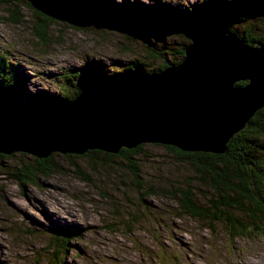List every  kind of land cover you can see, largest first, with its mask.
I'll use <instances>...</instances> for the list:
<instances>
[{
	"label": "rangeland",
	"instance_id": "1",
	"mask_svg": "<svg viewBox=\"0 0 264 264\" xmlns=\"http://www.w3.org/2000/svg\"><path fill=\"white\" fill-rule=\"evenodd\" d=\"M27 1L19 2L23 20L17 23L6 19L5 2L0 1V86L8 100L57 96L58 76L66 86L68 80L62 73L90 62L119 71L134 59L152 69L161 62L178 61L177 49L189 41L185 35L154 20L139 28L138 39L126 38L119 9L138 4L158 19L166 10L179 15L188 5L204 0H109L117 10L115 17L90 0L94 7L89 11L95 13L50 22L47 43L38 40L32 30L36 13ZM40 2L32 3L43 7ZM261 21H257V33L264 37ZM230 23L224 26L243 30L240 21ZM151 48L157 55L150 54ZM8 79L14 85L3 86ZM22 152H0V264H53L56 249L49 242L57 229L71 234L67 249L61 254L57 251L58 264H264V236L232 239L223 223H213L211 228L178 211L173 196L160 188L142 196L131 188L133 183L119 181L117 171L102 165L95 168L83 156L53 151V163L59 170L39 175L38 183L20 185L5 169L27 158ZM138 156L140 172L155 187L176 185L194 174L188 162L160 143L145 142ZM118 161L112 160L116 168ZM75 164L90 179L77 174ZM119 172L130 181L129 170Z\"/></svg>",
	"mask_w": 264,
	"mask_h": 264
},
{
	"label": "water",
	"instance_id": "2",
	"mask_svg": "<svg viewBox=\"0 0 264 264\" xmlns=\"http://www.w3.org/2000/svg\"><path fill=\"white\" fill-rule=\"evenodd\" d=\"M191 36L183 58L162 70H125L23 121L0 114V151H118L141 141L224 151L264 103V43L214 21L195 25Z\"/></svg>",
	"mask_w": 264,
	"mask_h": 264
},
{
	"label": "trees",
	"instance_id": "3",
	"mask_svg": "<svg viewBox=\"0 0 264 264\" xmlns=\"http://www.w3.org/2000/svg\"><path fill=\"white\" fill-rule=\"evenodd\" d=\"M0 1L5 2L7 20L15 23L23 20L19 6L21 0ZM91 1L96 3L102 11L115 17L117 10H114L109 0ZM26 3L36 13L31 23L32 30L38 36V40L47 43L50 41L48 30L50 22L56 21L59 17L48 14L43 7H38L30 0ZM139 6L135 4L132 8L125 4L119 9L122 14L120 21L124 26L122 29L126 38L138 39L141 36L139 34L141 26L154 20L163 21L189 39L183 47L177 49V53L181 54L178 61L183 58L185 48L192 41L191 30L195 25L205 21H214L221 25H226L227 22L232 24L235 20L240 21L241 27L244 26L242 31H235L236 26L228 29L247 43L253 44L257 41L264 43V37L257 33L258 20H262L261 25L264 27V0H204L200 4L188 5V10L179 15L168 14L169 11L166 10V13L158 19L146 14L145 10ZM157 53L151 48L150 54L157 55ZM178 61L171 60L170 62L177 63ZM90 63L80 65L72 72L62 73L64 80H68L66 86L62 85L61 76H58L60 92L57 96L41 94L37 96V100H8L6 92L0 86V114L23 121L73 99L89 85L106 83L125 70L141 69L145 72H154L170 64L161 62L160 66L152 69L143 66L140 60L134 59L119 71H108L107 68L95 62ZM9 78H15V76L11 75ZM243 82L239 80L235 83ZM10 83L14 85V82H10L9 79L2 85L6 84L11 87ZM145 142L147 141L138 142L130 147L122 146L118 151H107L94 147L80 153L69 151L64 153L83 156L95 168L97 165H102L117 171L119 181L125 185L133 183L131 188H135L142 196L155 193L158 191L157 188H160L162 193L173 196L178 211L196 217L211 228L213 223H223L227 234L232 239L241 236H264V103L251 115L248 123L231 136L226 149L222 152L181 149L173 144L156 142L163 144L177 157L191 165L194 174L192 173L185 180H180V183L176 185L155 187L152 182L144 178L140 172L138 154L142 152ZM53 151L47 155L22 152L27 158H20L14 164L7 165L5 172L20 185L27 182L38 183L39 175H48L53 170H59L53 163ZM0 152L8 155V152ZM116 158L119 159L118 168L112 162ZM121 167L123 169L119 170ZM73 170L84 179H90V174L78 164L74 165ZM128 170L132 176L127 182L119 171ZM61 232V229H57L50 238L49 243L56 249L53 253L55 257H53V264H58L60 260L57 251L59 250L61 254L66 250L71 239V234Z\"/></svg>",
	"mask_w": 264,
	"mask_h": 264
},
{
	"label": "bare ground",
	"instance_id": "4",
	"mask_svg": "<svg viewBox=\"0 0 264 264\" xmlns=\"http://www.w3.org/2000/svg\"><path fill=\"white\" fill-rule=\"evenodd\" d=\"M40 1H43V7H46L48 12L58 13L65 17L73 16V15H85L90 12V0H87L84 3V0H30V2H34L37 5ZM41 3V2H40ZM70 6H75L69 9ZM72 10V11H71Z\"/></svg>",
	"mask_w": 264,
	"mask_h": 264
}]
</instances>
